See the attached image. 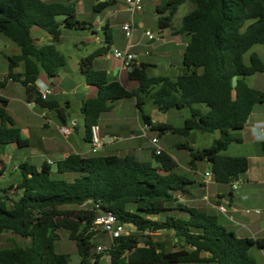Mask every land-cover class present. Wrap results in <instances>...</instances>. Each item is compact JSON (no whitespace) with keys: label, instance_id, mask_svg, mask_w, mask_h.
I'll use <instances>...</instances> for the list:
<instances>
[{"label":"trees","instance_id":"trees-1","mask_svg":"<svg viewBox=\"0 0 264 264\" xmlns=\"http://www.w3.org/2000/svg\"><path fill=\"white\" fill-rule=\"evenodd\" d=\"M114 3H100L98 12ZM185 4L193 9L174 29V16ZM156 12L160 31L171 29L188 40L183 72L176 79L149 77L148 66L134 65L129 79L139 83L138 89L129 91L119 82L110 81L105 71L94 69L95 60L108 53L113 44L112 31L105 26V47L80 62L86 83L98 90L97 97L81 108L85 139L91 142L92 127L112 111L114 103L133 98L143 122L160 135L188 137L194 132H218L220 137L209 148L195 149L188 143L178 147L190 154L191 169L206 162L217 184H233L248 171L249 161L221 153L239 141L253 108L264 104V92L248 83L250 77L264 73V63L256 54L251 55L249 65L245 62L252 47L264 45V0H168ZM34 28L50 35L53 43L36 46ZM64 30H90L89 24L78 20L73 4L0 0V33L21 49L20 56L7 57L9 77L0 81V92L12 81L25 89L28 103L65 118V110L57 102L42 100L36 86L41 73L52 80L66 67L67 59L56 47ZM20 65L24 72L16 73ZM148 102L161 113L188 108L190 117L181 129L153 125L144 113ZM0 104V150L9 145L28 147L5 111L8 100L0 96ZM200 105H205L207 112ZM152 159L155 165L135 154L87 158L72 154L55 167L46 162L40 168L21 165V181L0 197V236L10 233L30 240L31 246L0 249V264H70V255L58 251L60 230L67 231L76 244L80 264H100L102 256L95 252L94 243L97 232L92 230L96 217L92 208L96 205L120 223L136 228V234L113 242L108 252L112 264H257L251 250L255 245L264 249V239L239 238L216 216L180 204L174 193L185 191L193 182L176 173L178 163L170 154L157 156L152 151ZM66 174L75 175V179L67 182L53 177ZM14 189L21 197L9 206L7 193ZM85 203H91L90 210L64 209ZM166 232L174 235L173 251L154 237Z\"/></svg>","mask_w":264,"mask_h":264},{"label":"crops","instance_id":"crops-1","mask_svg":"<svg viewBox=\"0 0 264 264\" xmlns=\"http://www.w3.org/2000/svg\"><path fill=\"white\" fill-rule=\"evenodd\" d=\"M106 1L108 0H45V2L50 4L75 5L77 17L79 11L83 17L82 20L79 18L78 20L90 25V30H83L80 33L84 36L82 39L76 37L77 35L67 39L65 38L66 30H64L56 47L57 45H62L65 48L68 44H72L77 51H81L82 48L87 51L88 49L84 45L97 41L100 47L94 48L87 56L80 57L81 62L82 59L105 47L106 38L105 40L101 39L99 31H104V27L108 26L112 31L113 44L108 53L101 55L95 60L94 69L105 71L110 81L119 82L129 91L138 89L139 83L129 79L128 69L123 66L120 60L113 57V50L123 51L131 46L130 51L137 55V67L148 66L147 72L150 69L161 68L163 63L169 69H173L174 61H184L185 48L188 43V40L184 37L173 34L171 29L159 30L158 35H154L155 39L152 41L145 36V32L149 31L147 28L149 20L144 14V6L148 3L156 10L157 7L168 0H143V11L136 14L133 18L126 9L125 0H109L115 1V3L102 12H98V5ZM91 12L100 17L97 20L92 19ZM159 17L158 15L155 18L157 24ZM130 22L133 23L134 31L131 40H128L122 27ZM179 27L180 25L174 26V29ZM88 34L91 37H88ZM32 36L38 47L53 43L50 35L37 28L32 30ZM20 55L21 49L19 46L0 33V81H4L9 77L7 57ZM80 62L78 64V79L73 73H70L71 70L66 65L65 68L60 70L57 78L50 80L46 74L41 73L36 82L40 93L46 89L52 91L46 101L57 102L60 108L65 110V118H59L55 111L43 109L36 103H28L25 89L17 83L9 81L7 86L0 92V96L8 100V105L5 107L6 113L13 120L15 127L20 129L22 139L28 142L29 146L25 148L34 150L31 153V157L27 155L24 157L25 162L19 164V170L20 166L25 163L40 168L46 162L55 167L57 162L66 159L72 154L80 155L83 158L92 155L90 153L91 148H86L84 144L90 145L85 139L86 128L85 133H81L79 122H72V118L69 115L74 106L81 112V108L86 101L97 97L98 90L96 87L86 83L85 77L81 72ZM15 72L23 73L24 66L20 65ZM61 72H65V76L61 75L63 74ZM66 88L74 91L73 95L77 97L75 102L71 98H67L70 92ZM253 88H256V86H253ZM11 90L14 91L12 92ZM150 104L153 109L148 116L151 118L152 124H169L166 116H160L163 113L159 112L151 102L147 103V105ZM1 107L2 105L0 104ZM124 108V100L114 103L112 111L103 114L99 120V126L104 137L103 148L109 151L105 156L116 155L122 157L127 154H135L143 160L142 157L147 156L148 153L152 155L153 146L150 139L155 136L150 137L149 133L153 132V130H150L148 137H144L142 127L145 123L137 119V123L134 125L130 119L120 116L117 112H122ZM70 121L72 122L71 128L69 127ZM82 122L85 127L83 115ZM62 127L68 128L71 132L67 138L60 133ZM75 134H77V139L74 137ZM145 138L150 141L149 146L145 145ZM184 143H188L195 148L194 144L190 142ZM231 145L238 147L240 156L237 157H246L249 161L248 171L238 181L230 185L217 184L212 177L211 167L207 168L202 166V164H198L195 170L191 169V167L184 168L187 174L181 176L189 178L193 184L185 191L174 193L175 197L185 207L195 208L216 216L221 225L234 232L239 238H248L254 241L264 239V215L247 213V211L255 210H260L264 213V105L253 108L246 127L239 134V141H235ZM10 146L15 149H24L19 148L17 145ZM159 147L165 152L160 143ZM34 159H40V164H33ZM1 165L0 174L4 175L7 165L5 163ZM207 173L211 176L206 177ZM17 185H12L11 187L15 188ZM234 186L237 189H234ZM221 208H225L226 212L223 213L220 210ZM182 216V214H176V217ZM154 219L159 220L160 218L155 217ZM131 230L134 232L133 234H136V229L133 228ZM166 233L173 235L170 232ZM166 233H157L154 237L159 241L165 242L162 237ZM251 253L257 264H264V249L255 245ZM101 262H103L102 258L100 259Z\"/></svg>","mask_w":264,"mask_h":264},{"label":"rangeland","instance_id":"rangeland-1","mask_svg":"<svg viewBox=\"0 0 264 264\" xmlns=\"http://www.w3.org/2000/svg\"><path fill=\"white\" fill-rule=\"evenodd\" d=\"M193 9V6L191 4H185L181 6L177 12V14L174 16V26H179L181 24L182 19ZM144 14L148 18V30L151 31L154 35H158L159 33V27L158 24L155 21V18L159 15L156 10L154 9L151 4L146 3L144 6ZM100 16L95 15L91 12V18L94 20H97ZM78 18L80 20L83 19L80 11L78 14ZM81 31L76 30H66L65 38L70 39L73 38L74 35H77L76 37L82 39L84 36L80 34ZM88 37H91L90 34L87 35ZM99 36L101 39L105 40V33L103 30L99 31ZM88 50L86 51L85 48H82L81 51H77L74 49V46L72 44H68L67 47H63L62 45H57L58 50L66 57L67 59V65L69 69L71 70L70 73H73L74 76L79 78L78 70H79V62L80 57L87 56L94 50V48L100 47V44L97 41H94L93 43H89L87 45H84ZM256 54L259 56V58L264 63V45H256L252 47L249 52L245 56V62L249 65L250 63V57L251 55ZM174 67L173 69H169L168 66L163 63L161 68L159 69H150L148 71L149 76L153 77H159V76H167L172 79H176L184 70V61H174ZM63 76H65V72H61ZM249 84L251 87L256 86V88L262 92H264V73L256 74L249 79ZM14 89V88H11ZM69 90V95L67 98H71L74 102L76 100V96L73 95L74 91H71V89L66 88ZM12 91V90H11ZM14 91V90H13ZM12 91V92H13ZM117 103V102H116ZM125 108L122 112H117L120 116H124L125 118L130 119V121L136 125L137 119L139 121L143 122V118L141 113L138 111L135 101L133 98L125 99ZM264 104L256 105L258 107H261ZM199 108L203 112H207V107L205 105H200ZM153 106L146 105L144 106V113L146 115H150L152 112ZM69 115L71 116V121H78L79 122V128L81 129V133H85V127L82 122V115L78 108L74 106V108L69 112ZM163 115L166 116L168 119L169 125H173L175 128L181 129L184 127L185 120L190 117V110L188 108L182 109V110H176L172 109L169 110L167 113L160 114V116L163 117ZM69 122V127H72V122ZM150 134V137L155 136L159 138L161 146L164 148L165 153L170 154L172 157H175L177 162L179 163L176 173L179 175L187 174L186 171H184V168H190V161L191 157L190 154L180 149L178 146L179 144H182L184 142H190L194 144L196 149H204L209 148L213 145L214 141L217 140L220 135L218 132L214 134H202L200 132H194L189 137H181L177 135H173L171 133H167L165 135H160L159 132L153 131ZM74 137L77 139V134L74 135ZM144 140L145 145H150V141H148L147 138ZM85 147L91 148V144L88 145L87 143H84ZM34 150L32 149H15L11 147L10 145L0 150V170H1V164L5 163L7 165V170L4 175L0 174V197H4V190L9 189L12 185H17L21 179L22 174L19 170V164L21 162H25L24 157L27 155L31 157V153H33ZM108 149L101 148L99 150L98 155L105 156L108 154ZM221 155L224 156H231V157H237L240 156L238 147L230 146L227 151L222 152ZM143 160H150L154 163L155 161L152 159V155L150 153L147 154V156L142 157ZM42 160V159H41ZM47 160V159H43ZM40 159H34L33 164H40ZM202 164V166L209 168L210 165L206 162L199 163ZM204 170V169H203ZM54 179H60L65 180L67 182H72L75 179V175L73 174H66V175H54ZM189 187V186H188ZM8 196V205L11 206L12 201L17 200L21 197V194L17 191L12 190V192L7 193ZM64 209L67 210H86L91 209L90 206H78V207H66ZM172 216L174 215V212L171 213ZM264 215V213H263ZM59 234V241L57 243L58 251L64 254L70 255L71 262L70 264H80V258L77 253V247L76 244L69 239V233L65 230H60L58 232ZM163 240L166 242V245L169 250H174V235L171 234H164L162 237ZM95 243V252L96 248L99 245H102L106 248H110L113 244L112 240L110 239L109 235L97 232L94 238ZM14 246H31V241L26 240L17 236H14L10 233L3 234L0 236V249L2 248H11ZM103 262L100 264H112L111 259L108 258L107 254H101Z\"/></svg>","mask_w":264,"mask_h":264},{"label":"built area","instance_id":"built-area-1","mask_svg":"<svg viewBox=\"0 0 264 264\" xmlns=\"http://www.w3.org/2000/svg\"><path fill=\"white\" fill-rule=\"evenodd\" d=\"M126 9L133 18L136 14H139L143 11V0H125ZM122 30L125 34L126 39L131 40L133 36V23H127L123 25ZM145 36L150 40H154L155 36L152 32L147 31L145 32ZM131 47V46H130ZM130 47H128L126 50H113L112 55L115 59H118L122 62L123 66L127 69L130 67H134L136 65L137 55L132 53L130 51ZM52 94V91L50 89H46L41 93L42 100L46 101L48 97ZM152 128L144 124L142 127V134L144 137H148V133L150 132ZM60 133L67 138L71 132L68 128L62 127L60 129ZM151 144L153 146V151L157 156L161 155L163 152L162 149L159 147L160 140L157 137L150 139ZM91 149L90 153L92 155H97L99 153V150L104 146V137L102 136V131L99 125L93 126L91 130ZM211 175L209 173L206 174V177H210ZM234 189H237L236 186H234ZM91 203H85L82 206H90ZM92 210L96 213V217L93 222L92 230L95 232H102L107 235H109L112 242L120 239L123 236H130L133 235V231L131 229H136L132 225H127L120 223L116 217L111 213H105L102 212L98 205H96ZM223 213L226 212L225 208L220 209ZM248 214L254 213L255 215H262L263 213L260 210L255 211H247ZM102 245L97 246L96 253L98 255L101 254H107L108 258L111 259L109 255V250Z\"/></svg>","mask_w":264,"mask_h":264},{"label":"water","instance_id":"water-1","mask_svg":"<svg viewBox=\"0 0 264 264\" xmlns=\"http://www.w3.org/2000/svg\"><path fill=\"white\" fill-rule=\"evenodd\" d=\"M135 70V67H130L128 69L129 73L133 72ZM237 86V77H234L233 79V87L235 88Z\"/></svg>","mask_w":264,"mask_h":264}]
</instances>
